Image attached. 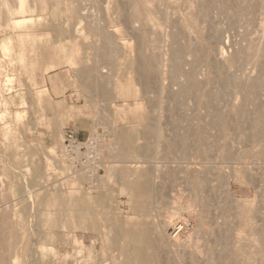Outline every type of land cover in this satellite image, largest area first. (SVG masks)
<instances>
[{"label": "rangeland", "instance_id": "374dc122", "mask_svg": "<svg viewBox=\"0 0 264 264\" xmlns=\"http://www.w3.org/2000/svg\"><path fill=\"white\" fill-rule=\"evenodd\" d=\"M24 1L28 12L21 13L20 0H0V220L7 212L8 222L18 225L13 239L18 238L19 248L11 254L13 263L119 264L122 258L125 261L120 264H129L141 248L154 264H264L263 138H249L250 143L247 137L254 130L247 124L238 132L243 120L236 112L244 101L239 89L229 85L220 104L221 112L232 116L224 143L223 135L208 124L209 110L200 104L208 87L217 90L216 81L210 84L216 72L207 58L198 66L196 58L191 63L192 49L205 47L218 53L213 59L225 64L226 75L232 78L238 73L233 77L238 85L250 86L262 78L264 0H250L257 7L255 15L246 9L252 4L249 0H239V10H234L238 0H224L229 9L223 14L211 0ZM199 4L207 8L203 21L200 18L205 10H200ZM212 32L222 34L221 38L212 39ZM106 36L108 40L115 37L116 50L113 39L107 44ZM173 37L179 39L174 43L181 50L191 52L182 51L179 58L185 73L193 70L195 78L204 83L201 93L183 98L180 111L175 110L171 95L181 89L179 81H186L181 77L176 83L173 74ZM106 46L115 50L113 56L110 52L112 64ZM253 48L255 54L259 48L263 51L257 52L259 57L254 54L237 69L230 65L235 53L253 54ZM147 56L155 60L159 73L152 76L145 71L143 80L139 64L150 60ZM255 56L263 63L259 65L261 60ZM45 67L53 68L44 71ZM126 87L137 96L126 98ZM259 92L253 97L260 99L264 108V87ZM257 99H253L255 103ZM136 100L142 105L138 109L133 108ZM248 105L246 115L249 121L254 120L256 105ZM261 110L258 114L264 115ZM71 114L75 117L67 119ZM80 115L90 116V120L77 119ZM176 119L181 127L178 131L187 138L184 150L189 156L183 161L176 151ZM148 129L153 130L151 135H147ZM70 132L82 140L99 136L100 159L97 157L96 163L100 174L96 167L93 177L76 175L67 168L66 158L58 150L64 151L62 143ZM214 138L219 145L213 147L221 150L209 148ZM226 147L235 154L232 161L221 156ZM239 154L244 163L251 164L237 160ZM69 192L85 194L92 203L95 232L89 233L79 224L65 199ZM251 211L255 212L253 231L245 226ZM174 213L184 227L181 232L167 222ZM0 253L9 255L1 247Z\"/></svg>", "mask_w": 264, "mask_h": 264}, {"label": "bare ground", "instance_id": "6f19581e", "mask_svg": "<svg viewBox=\"0 0 264 264\" xmlns=\"http://www.w3.org/2000/svg\"><path fill=\"white\" fill-rule=\"evenodd\" d=\"M153 1V0H152ZM166 1V0H165ZM209 1V0H208ZM212 2H210V3H215V2H217V5H213V4H211V5H213V7L215 8V10L216 9H220L222 12H221V14H223V12L228 8L227 6V3H225L224 2V0H211ZM213 1H215V2H213ZM255 1V0H254ZM25 1L24 0H20V2H19V11L21 10V13H23L24 11H26L27 10V4L25 5V3H24ZM193 2V1H192ZM227 2H228V0H227ZM234 2L236 3V1L234 0ZM239 0L237 1V4H235V6H234V10H239V9H236V5H237V8H239L238 6H240V5H238L239 3ZM157 3V2H156ZM201 3V2H200ZM206 3H208V2H206ZM249 3H252V2H250V0H249ZM216 4V3H215ZM242 4V3H241ZM247 4V3H246ZM262 4V3H261ZM199 5H201V4H199ZM210 5V6H211ZM258 5V4H257ZM27 8H26V7ZM130 6V5H129ZM132 6V5H131ZM123 7V6H122ZM201 7H203L202 5H201ZM209 7V6H208ZM227 7V8H226ZM30 8V7H29ZM200 8V7H199ZM204 8V9H203ZM203 8H200V10L202 9V11L203 10H205L204 12H202L201 11V13H204V15L202 14V18H200L201 20L202 19H204L203 17H205V15H206V7H203ZM210 8V7H209ZM243 8V7H242ZM257 7L252 3V4H250L248 7H246V9H248V12L250 11V12H253L254 13V10L256 9ZM17 9V8H16ZM126 9V8H125ZM211 9V8H210ZM229 9V8H228ZM232 9V8H231ZM162 10V9H161ZM212 10V9H211ZM214 10V9H213ZM219 10V11H220ZM224 10V11H223ZM30 11L32 12V9H30ZM87 11V10H86ZM86 11H85V13H86ZM135 11V10H134ZM209 11V10H208ZM227 11V10H226ZM225 11V12H226ZM241 11H244V10H240V12ZM263 11V10H262ZM262 11H260V12H262ZM26 12H28V11H26ZM162 12H163V10H162ZM212 12V11H211ZM218 11H216V13H217ZM224 12V13H225ZM233 12V11H232ZM208 13V12H207ZM237 14V16H235V15H233V14ZM232 15L233 16H235L236 18L239 16L238 15V13H236V12H234ZM243 13V12H242ZM246 13V12H245ZM252 13V14H253ZM210 14V13H209ZM219 14V13H218ZM247 14V13H246ZM199 15H201V14H199ZM208 15V14H207ZM212 13L210 14V17H212ZM217 15V14H216ZM220 15V14H219ZM254 15H255V13H254ZM196 16V15H195ZM209 16V15H208ZM218 16V15H217ZM221 16V15H220ZM13 17V16H12ZM232 17V16H231ZM235 17H234V20H235ZM244 17H245V15H244ZM140 18V17H139ZM149 18V17H148ZM163 18V17H162ZM215 18V17H214ZM225 18V17H224ZM141 19V18H140ZM139 19V21H141ZM165 19V18H164ZM207 19V18H206ZM205 19V20H206ZM212 19H213V17H212ZM239 19V18H238ZM246 20H247V18H245ZM132 21H133V18L131 19ZM147 21H149L148 19H146ZM218 20V19H217ZM216 20V21H217ZM222 20V19H221ZM251 20V19H250ZM176 21V20H175ZM203 21V20H202ZM210 21V20H209ZM230 21H232V20H230ZM124 22V21H123ZM126 22H127V18H126ZM134 22V21H133ZM132 22V23H133ZM211 22V21H210ZM214 22V21H213ZM221 22V21H220ZM219 22V23H220ZM233 22V21H232ZM231 22V23H232ZM238 22V21H237ZM147 23V22H146ZM145 23V24H146ZM161 23V22H160ZM174 23H176V22H174ZM174 23H173V25H174ZM201 23H205V22H201ZM219 23H218V25H219ZM234 23H236V22H234ZM240 23V22H239ZM243 23H244V21H243ZM213 24V23H212ZM214 24H215V22H214ZM241 24H242V22H241ZM252 24V23H251ZM255 24H257V23H255ZM260 24V23H259ZM126 25H127V23H126ZM177 24H175L174 26H176ZM221 25V24H220ZM231 25V24H230ZM236 25H237V23H236ZM243 25V24H242ZM248 25V24H247ZM133 26V25H132ZM140 26V25H139ZM138 26V27H139ZM150 26V25H149ZM208 26V25H207ZM94 27H96L97 28V31L99 32V30H100V28H99V30H98V26H94ZM101 27V26H100ZM103 27V26H102ZM211 27V26H210ZM238 27V26H237ZM243 27H246V26H243ZM262 27V26H261ZM144 28H146V27H144ZM171 28V27H170ZM169 28V29H170ZM175 28V27H174ZM231 28H236V27H231ZM230 28V29H231ZM172 29V28H171ZM177 29V28H176ZM220 29V28H219ZM227 29V28H226ZM229 29V28H228ZM96 30V29H95ZM103 30V29H102ZM212 30V29H211ZM245 30H246V28H245ZM130 31V30H129ZM202 31V30H201ZM217 31V30H216ZM221 31V30H220ZM234 31V30H233ZM102 32V31H101ZM139 32H140V28H139ZM194 32V31H193ZM214 32V31H213ZM212 32V33H213ZM105 32H103V34H104ZM244 33V32H243ZM250 33H251V30H250ZM258 33V32H257ZM100 34V33H99ZM140 34V33H139ZM150 34V33H149ZM214 34V33H213ZM232 34V33H231ZM100 35H102V33L100 34ZM110 35V34H109ZM114 35V34H113ZM132 35V34H131ZM169 35V34H168ZM220 35H222V34H220V33H218V32H216L213 36L214 37H211L212 39H215V40H219V38H221L220 37ZM236 35V34H235ZM239 35V34H238ZM241 35V34H240ZM248 35V34H247ZM247 35H245V36H247ZM99 36V35H98ZM133 36V35H132ZM170 36V35H169ZM172 36V35H171ZM178 35H174V37H177ZM208 36V35H207ZM260 36V35H259ZM102 38H103V36H101ZM114 37V36H113ZM113 37H109L111 40L113 39V42L112 43H114L115 45H113V47L112 48H114V46H118L116 43H118L117 41H115L116 39H115V37L113 38ZM173 37V39H172V41H173V43L172 44H174V46L173 47H171V49L173 50V52H171L172 53V55H173V57H172V55H171V58L172 59H174L173 61H175L176 60V63L173 65V67H171V68H173L174 69V71H173V69H172V71H173V74H174V77H175V79H177L176 81V83H179V82H181L180 83V85L179 84H177L178 86H180L181 87V89L178 91V92H174L175 94H172L171 95V97H173L175 100V103H176V109L175 110H181L182 109V106H183V103H182V101H183V98H184V100H187L186 99V96H190V95H192L193 93H201V91L203 90V81H199V80H197L196 78H195V75H194V73H192L193 72V70H191V72H187V70H186V72L187 73H185V70L183 69L184 67V65L181 63H179V58L182 56L181 54H187L186 52L188 51V52H190L189 51V49H185L186 50V52H184L183 50H181V48L178 46L179 44H177V43H174L175 41L176 42H178L177 40H179V39H176V38H174ZM180 37V36H179ZM204 37V36H203ZM233 36H231V38H232ZM237 37V36H236ZM139 39L138 40H140V37H138ZM162 38V37H161ZM160 38V39H161ZM181 38V37H180ZM243 38H244V36H243ZM242 38V39H243ZM256 38H257V36H256ZM105 39H106V42H107V44H109V41L111 42V40H108L107 39V36L105 37ZM142 39V38H141ZM176 39V40H175ZM245 39V38H244ZM253 39V38H252ZM264 39V38H263ZM186 40V39H185ZM230 40V39H229ZM228 40V41H229ZM241 40V39H240ZM136 41H137V39H136ZM232 41V40H231ZM247 41H249V40H247ZM257 41V40H256ZM116 42V43H115ZM140 42H141V40H140ZM169 42V41H168ZM185 42V41H184ZM193 42V41H192ZM216 42H218V41H216ZM221 42V41H220ZM139 43V42H138ZM197 43V42H196ZM243 43V42H242ZM242 43H241V46H242ZM245 43V42H244ZM198 44V43H197ZM217 44V43H216ZM225 44V43H224ZM247 44V43H246ZM254 44V43H253ZM120 45V44H119ZM181 45H183V44H181ZM180 45V46H181ZM186 45V44H185ZM110 46V45H109ZM150 46H152L151 44H150ZM169 46V45H168ZM187 46V45H186ZM193 47H191V48H194V46H195V44L193 43V45H192ZM211 46V45H210ZM107 47L108 46H106L105 48L107 49ZM139 47V46H138ZM137 47V48H138ZM159 47H161V46H159ZM202 47H204V46H202ZM104 48V49H105ZM110 48H111V46H110ZM140 48H141V46H140ZM185 48V47H184ZM205 48V47H204ZM202 48L201 50H198V49H192L193 50V55L191 54V56H193V61H191V63H193L194 62V58H196V61H197V63H196V65L197 64H199V62L200 61H202V60H204L205 58H207L209 61H210V64H208V65H210L211 67H212V69L216 72L215 73V77L216 78H214L213 80V82H210V84L212 83V84H214V82L217 84L216 85V87L215 88H217V90H208V88H207V90L205 91V92H203V94L201 95V100H200V104L202 105V108L204 107V108H206V111L207 110H209V119H208V124H209V126H211L214 130H216V131H218L217 133H219L223 138H225L226 140H224L225 142L224 143H226V141H227V138H228V127L230 126V120H232V119H230V118H232V116H230V114H224V113H222L221 111V108H220V104H221V101L224 99L223 98V92L224 91H226L225 89H226V87H228L229 85H231V86H234L236 89H239V91L242 93V97H243V101H244V106L243 107H240L238 110H237V112H236V116L238 117V118H240V120L242 121V124H241V127L238 129V132H240V133H242L246 128H244V125L245 124H247L248 126L250 125V127H251V129H253L254 130V132L252 133V134H250L247 138H248V141H250V143H251V140H249V138H258V137H260L261 139L263 138V141H262V143L264 142V115H262L263 114V112H262V114L261 115H259L258 114V112L260 113V109H262L263 111H264V108H263V106L261 107V102L260 101H258V100H260V99H257V97H253V96H255L256 94H258V92L260 91V89L262 88V87H264V86H262V84L264 83V65L263 66H261L262 67V74H263V77L262 78H260L259 80H257V81H254L253 83H251V85L250 86H244V84L242 85V82L240 83L239 81V85H238V83H237V79L236 78H233V77H236L237 76V74L235 75V76H233L232 78H230V76H228V75H226V66H224L225 64H221L220 62H222V61H220L219 63H217L214 59H213V54L216 52H212V50H210L209 48ZM99 49V48H98ZM97 49V50H98ZM103 49V53H107L108 51V49L105 51ZM115 49V48H114ZM110 50L108 53H109V55H108V53H107V55L109 56V60H111V57L113 56V55H115L114 53H115V50ZM143 49V48H142ZM168 49H169V47H168ZM183 49V48H182ZM204 49V50H203ZM251 49V48H250ZM254 49H256V48H253L252 49V51L254 50ZM171 50V51H172ZM236 50H237V48H236ZM259 50H261L260 48L258 49V51ZM101 51V50H100ZM105 51V52H104ZM114 51V52H113ZM140 51H142V50H140ZM182 51L184 52V53H182ZM238 51V50H237ZM240 51V50H239ZM243 50H241L240 52H237V53H235V55L233 56V57H231V59H229V63H230V65L232 66V67H238L239 68V66H241L245 61H248V60H250L251 58V56H254V52L255 51H253V54H251L250 53V51H247V52H242ZM257 51V50H256ZM257 51V52H258ZM263 51H264V47H263ZM263 51H259L258 53H261V52H263ZM113 53L112 54V56H111V53ZM139 52V51H138ZM143 52V51H142ZM234 52V51H233ZM248 52H249V54H251V55H249L248 54ZM257 52H256V54L255 55H257ZM99 53H102V52H99ZM103 53H102V57H103V59L105 58L104 56H105V54L103 55ZM118 53H119V51H118ZM140 53V52H139ZM150 53V52H149ZM191 53V52H190ZM217 53V52H216ZM215 53V54H216ZM143 53H141V55H142ZM151 54V53H150ZM218 54V53H217ZM116 55H118V54H116ZM141 55H138V56H141ZM170 55V54H169ZM149 56V55H148ZM147 56V57H148ZM189 56V55H188ZM258 57L260 56V54L259 55H257ZM257 56H255V57H257ZM263 54H262V56H261V58H263ZM115 57V56H114ZM146 57V58H147ZM184 57V56H183ZM217 57H218V55H217ZM216 57V58H217ZM255 57H253V59L255 58ZM257 57V58H258ZM107 58V57H106ZM116 58H118V57H116ZM148 58H150V57H148ZM188 58V57H187ZM261 58H258V59H260L261 61L259 62L258 60H257V62H259L258 64L260 65V63L262 62L263 63V59H261ZM157 59V58H156ZM160 59V58H159ZM252 59V60H253ZM104 60H106V59H104ZM114 60V59H113ZM117 60V59H116ZM169 60V59H168ZM207 60V61H208ZM140 61V60H139ZM171 62H172V60H170ZM253 61H256V59L255 60H253ZM134 62V61H133ZM132 62V63H133ZM161 62V61H160ZM170 62V63H171ZM181 62H182V60H181ZM189 62V61H188ZM248 62H250V61H248ZM114 63V62H113ZM209 63V62H208ZM246 63V62H245ZM111 64H112V60H111ZM117 64V63H116ZM142 64V63H141ZM169 64V63H168ZM172 64V63H171ZM120 65V64H119ZM196 65L194 66V64H193V68L195 67V69L197 70V68H196ZM258 65V66H259ZM108 66H109V63H108ZM156 66H157V64L155 65V60L154 59H152V58H150V60L148 59V61L147 62H144V64L142 65V66H140V64H139V68L141 67V70L139 69V72L138 73H142V74H140V76L142 77V79L143 80H145L143 77H146V75H145V71H146V73H147V71H150V72H148V73H150L152 76H154V74H155V71H157V69H156ZM198 66V65H197ZM110 67V66H109ZM204 67V66H203ZM260 67V66H259ZM53 67H45V69H44V71H49L50 69H52ZM158 68V67H157ZM170 68V67H169ZM240 68H242V67H240ZM201 69V68H200ZM237 69V68H236ZM251 69V68H250ZM143 70V72H144V74H143V72H141ZM255 70V69H254ZM82 70H80V72H81ZM159 71V70H158ZM157 71V72H158ZM172 71H170V72H172ZM156 72V73H157ZM168 72V71H167ZM195 72V71H194ZM37 73V72H36ZM45 73V72H44ZM82 73V72H81ZM80 73V74H81ZM159 73V72H158ZM198 73H200V72H198ZM47 74V73H46ZM100 74V73H99ZM217 74V75H216ZM232 74V73H231ZM83 75V74H82ZM100 75H102V74H100ZM144 75V76H143ZM201 76H202V74H200ZM99 76V75H98ZM160 76V75H159ZM180 76V77H179ZM228 76V77H227ZM239 76V75H238ZM103 77H104V75H103ZM102 77V79H104ZM181 77H183L184 78V82L186 81V83H184L183 84V81L181 80V81H179L178 82V80H180V78ZM204 77V76H203ZM202 77V78H203ZM97 78H99V77H97ZM101 78V77H100ZM106 78H108V77H106ZM141 79V80H142ZM167 79H168V77H167ZM205 79V78H204ZM100 81V80H99ZM156 81V80H155ZM174 81V80H173ZM212 81V80H211ZM241 81V80H240ZM143 82V81H142ZM168 82V81H167ZM205 82V81H204ZM175 83V82H174ZM203 83V84H202ZM104 84V83H103ZM211 84V85H212ZM145 85H146V83H145ZM158 85H159V82H158ZM205 85H206V83H205ZM215 85V84H214ZM242 85V86H241ZM177 86V87H178ZM218 86V87H217ZM170 87V86H169ZM172 87V86H171ZM233 87V88H234ZM105 88V87H104ZM138 88V87H137ZM143 89V88H142ZM174 90H175V88H173ZM47 90V89H46ZM45 90V91H46ZM109 90V89H108ZM230 90V89H229ZM45 91H42V92H45ZM142 91V90H141ZM149 91V90H148ZM172 91V90H171ZM177 91V90H176ZM237 91V90H236ZM108 92V91H107ZM147 92V91H146ZM167 92V91H166ZM238 92V91H237ZM106 93V92H105ZM123 93H124V96L126 97V98H130V97H136L137 95H136V92H134L130 87H126V88H124V90H123ZM260 93V92H259ZM143 94V93H142ZM144 94H146V93H144ZM148 94V93H147ZM146 94V95H147ZM145 95V96H146ZM259 95V94H258ZM261 95V94H260ZM225 96V95H224ZM187 97V98H188ZM192 97H193V95H192ZM149 97L147 96V98L146 99H148ZM172 98V99H173ZM260 98H261V96H260ZM230 99V98H229ZM253 99H257V103H255V101L253 100ZM226 100V99H225ZM149 101V100H148ZM188 101H189V99H188ZM228 101V100H227ZM140 101H137L136 100V104H135V107H133V108H136L137 107V109L138 108H140L142 105L139 103ZM198 102V101H197ZM252 102H254V103H252ZM258 102H260V105L258 104ZM150 103V102H149ZM193 103H195V102H193ZM251 103L253 104V105H256V106H253V105H251ZM187 104V103H186ZM185 104V106H187ZM242 104H243V102H242ZM251 105V107L253 106V108L255 107L256 108V113H257V118L256 119H254V120H248L249 118H248V116L246 115L247 114V112H246V107H247V105ZM258 104V105H257ZM248 105V106H249ZM162 106V105H161ZM229 106V105H228ZM223 107H224V105H223ZM250 107V106H249ZM203 108V109H204ZM137 109H135V110H137ZM188 109H190V108H188ZM255 110V109H254ZM261 110V111H262ZM125 111V110H124ZM184 112H186L185 110H184ZM253 112V111H252ZM126 113H128V111L126 112ZM181 115V114H180ZM235 115V114H234ZM73 117H75L74 116V114H71V115H67L66 116V118L67 119H70V118H73ZM77 119H80V120H82V121H84V120H86V121H88V120H90V116H85V115H80V116H78V117H76ZM75 118V119H76ZM182 118H183V116H182ZM180 119V118H179ZM176 121V124H175V122H174V124L176 125L175 126V134H177L176 135V139H177V141H178V150L176 149V151L177 152H179V153H177V155L179 154V156H178V159L179 160H181V161H183V160H187V158H188V156L189 155H187L186 154V150H184V145H185V142H186V135L185 134H181L179 131H180V129H178V127L179 128H181L180 127V125H179V120L178 119H176L175 120ZM232 123H233V121H232ZM186 127V126H185ZM245 127H246V125H245ZM179 130V131H178ZM185 132V131H184ZM190 132H194V131H190ZM153 133V130H151V129H148V131H147V135H151ZM195 133V132H194ZM201 135V134H200ZM189 136H191V133H189ZM193 136V135H192ZM191 136V137H192ZM198 137V136H197ZM197 137H196V139H197ZM222 137H218V138H222ZM217 138V137H216ZM231 138V137H230ZM65 139H66V137H65ZM92 140H95V141H97V143H99V136L98 135H93V137L91 138ZM188 139H189V137H188ZM202 140L201 141H203V139L204 138H201ZM215 139V138H214ZM218 140H221V139H218ZM247 140H246V142H248ZM228 142H229V140H228ZM252 142H253V144H255L254 143V140H252ZM65 140H64V142L62 143L63 144V149H64V151H62L61 149L60 150H58V153H60V151L62 152L61 154H62V157H65L66 158V161H67V168L68 169H72V170H70V171H74L75 169H76V167H75V162H74V160L72 159V158H70V157H68V155H67V150H66V146H65ZM202 143V142H201ZM203 143H204V141H203ZM208 143V142H207ZM219 143V141L217 142V139H215L212 143H210V147L209 148H211V147H215L217 144ZM229 145H230V142L228 143ZM228 144H224V146L226 145H228ZM260 144V143H259ZM219 145V144H218ZM229 145L227 146V147H229ZM261 145V149L264 147V143H263V146H262V144H260ZM203 146H205V144L203 145ZM230 146H232V145H230ZM258 146V145H257ZM175 147H176V145H175ZM175 147H174V149H175ZM213 147V149H215ZM221 147H222V145H221ZM227 147H226V150H223L222 152L220 151V153H221V156H222V158L223 159H229V158H231L232 157V154L233 153H230V151L227 149ZM260 147V146H259ZM230 149V148H229ZM217 150H221V149H218V147H217ZM216 149H215V151H217ZM203 151H204V148H203ZM213 151V150H212ZM254 151V150H253ZM201 152V151H200ZM199 152V153H200ZM209 152V151H208ZM51 153V155H52V152H50ZM54 153V152H53ZM194 153V152H193ZM243 153V152H242ZM241 153V154H242ZM261 153H262V155H264V148L262 149V151H261ZM248 154H250V152L249 153H247L246 154V156L248 155ZM252 154H254L255 155V157H258V156H256V154H255V152H253ZM203 155H205V153L203 154ZM210 156H211V154H209ZM208 155V156H209ZM234 156H235V154H233ZM245 155V154H244ZM253 155V156H254ZM60 156V155H59ZM100 156V150H99V144H98V152H97V157H99ZM239 156H240V154H239ZM253 156H250V157H253ZM241 157H243V155H241L240 157H238V159L237 160H239L240 161V159H241ZM234 158V157H233ZM233 158H231V161H232V159ZM244 158H246V157H244ZM99 159H100V157H99ZM209 159V158H208ZM243 159V158H242ZM241 159V160H242ZM247 159V158H246ZM252 158H250V160H251ZM235 160V159H234ZM98 161V160H97ZM189 161V160H188ZM188 161H187V163H188ZM243 161V160H242ZM247 161H248V159H247ZM190 162V161H189ZM241 162V161H240ZM98 163L99 162H97L96 163V161L95 162H93V163H88V164H86V166H84V168L81 170V171H77V170H75V172H76V175L78 174V173H82V175H84V173H85V175H89L90 177H93L94 176V173H95V167H96V174H98L99 172H98ZM178 163V162H177ZM226 163H227V161H226ZM231 163V162H230ZM242 163V162H241ZM241 163H240V165H241ZM243 163H244V161H243ZM242 163V164H243ZM247 163V162H246ZM246 163H244V164H246ZM102 164V163H101ZM180 164V163H179ZM182 164V163H181ZM191 164V163H190ZM247 164H251L250 162L249 163H247ZM246 164V165H247ZM253 164V163H252ZM188 165H189V163H188ZM101 165H99V167H100ZM248 166V165H247ZM176 167V166H175ZM211 169V168H210ZM192 171V170H191ZM211 171V170H210ZM74 174V173H73ZM84 175V176H85ZM90 179V178H89ZM93 179V178H92ZM95 180H96V178H95ZM100 180V179H99ZM207 181V180H206ZM91 185H93V184H91ZM95 186V185H94ZM209 186V185H208ZM99 187V186H98ZM205 187V186H204ZM95 188V187H94ZM97 188V187H96ZM208 188V187H207ZM148 190H149V188H147ZM147 190V191H148ZM209 190V189H208ZM207 192V191H206ZM30 193V192H29ZM147 193L148 192H146V196L148 197L149 195H147ZM200 196V195H199ZM65 199L67 200V202H68V205H72L71 206V208H74V209H71V211H73V212H75L76 213V219L78 220V222H79V224L82 226V228H86V230L88 231L89 230V233H91V231L92 232H95L96 231V225L94 224V221H93V217H92V212H94V211H92V208H93V206H92V203H90V202H88L87 201V197H86V195L85 194H71L70 192H69V194H67L66 195V197H65ZM150 199V198H149ZM149 199H147L148 201H149ZM70 202H72V203H70ZM94 210V209H93ZM8 214H10V213H7V212H3V214H2V219L0 220V247L3 249V250H5V251H7L8 252V256L6 255H3V254H1L0 253V264H14L13 263V259L15 258L14 256H12L11 254H13L19 247H18V245H17V239L15 240V239H13V237H14V234L15 233H17L18 234V232H16V231H18V230H16V227L18 226V225H13V224H10L9 222H8ZM177 214H179V213H177ZM182 214V213H181ZM254 215H255V212H253V211H251V212H249L247 215H246V222H245V226H247L248 228H250V230L251 231H253V229H255L254 228V224H253V217H254ZM179 216V215H178ZM168 218H170V220H168ZM168 218H167V222H168V224H169V222H170V224H174V226H177L178 227V229L177 230H179L180 232L183 230V226L182 225H179L177 222H178V219H177V215H175V213L173 214V215H171L170 217L168 216ZM244 218H245V214H244ZM165 221V223H167ZM181 224V223H180ZM79 226V225H78ZM80 226V227H81ZM18 229V228H17ZM159 229H160V227H159ZM84 231V230H83ZM87 231H85L86 233H87ZM142 231L144 232L145 230L144 229H142ZM84 232V233H85ZM149 232V231H148ZM108 233V232H107ZM108 235V234H107ZM15 236H16V234H15ZM144 235H142V237H143ZM178 236V235H177ZM17 237V236H16ZM141 237V239H144L145 238V236H144V238H142ZM127 239V238H126ZM129 239V238H128ZM127 239V240H128ZM180 239V238H179ZM127 240H126V242H127ZM147 241V240H146ZM178 242L179 240L177 239V240H175V242ZM135 243V242H134ZM19 244V243H18ZM177 244V243H176ZM126 245V244H125ZM124 245V246H125ZM139 245V244H138ZM178 245H180V242H179V244ZM176 246V245H175ZM128 247V246H127ZM140 247H142V244H141V246ZM128 248H130V247H128ZM86 249V248H85ZM136 249H137V247H136ZM27 252V251H26ZM238 252V251H237ZM239 252H240V250H239ZM36 253V252H35ZM128 253L129 252H127V255H128ZM126 254V253H125ZM133 254V253H132ZM238 254V253H237ZM27 255V254H26ZM117 256L119 257V254H117ZM238 256V255H237ZM239 256H240V254H239ZM28 257V256H27ZM193 258H194V260L193 261H195L196 259H195V257L193 256ZM38 259V258H37ZM118 258H116V260H117ZM119 259H121L122 260V258H119ZM118 259V260H119ZM28 260H30L29 258H28ZM27 260V261H28ZM32 260V259H31ZM115 260V261H116ZM117 260V261H118ZM121 260H120V262H121ZM128 260V259H127ZM123 262L125 261L124 259L122 260ZM36 262V261H35ZM39 262V261H38ZM120 262H119V264H120ZM41 263H43V262H41ZM196 263H197V261H196ZM195 263V264H196ZM237 263H238V261H237ZM236 263V264H237ZM33 264V263H32ZM52 264V263H51ZM53 264H54V262H53ZM117 264V263H116ZM129 264H154V261L150 258V256L148 255V254H146L145 252H144V250H142L141 248H139V249H137L135 252H134V254H133V257H130V260H129ZM198 264V263H197ZM241 264V263H240Z\"/></svg>", "mask_w": 264, "mask_h": 264}, {"label": "built area", "instance_id": "2783aa9c", "mask_svg": "<svg viewBox=\"0 0 264 264\" xmlns=\"http://www.w3.org/2000/svg\"><path fill=\"white\" fill-rule=\"evenodd\" d=\"M65 139V146L68 157L75 162L77 171H81L88 163H93L97 160L98 143L92 140L91 137L82 140L75 133L70 132ZM100 174V170H99Z\"/></svg>", "mask_w": 264, "mask_h": 264}, {"label": "crops", "instance_id": "0c3cea01", "mask_svg": "<svg viewBox=\"0 0 264 264\" xmlns=\"http://www.w3.org/2000/svg\"><path fill=\"white\" fill-rule=\"evenodd\" d=\"M11 103V102H10Z\"/></svg>", "mask_w": 264, "mask_h": 264}]
</instances>
